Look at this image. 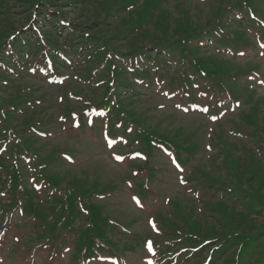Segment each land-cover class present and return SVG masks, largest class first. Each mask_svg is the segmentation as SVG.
Here are the masks:
<instances>
[{"label": "rangeland", "instance_id": "obj_1", "mask_svg": "<svg viewBox=\"0 0 264 264\" xmlns=\"http://www.w3.org/2000/svg\"><path fill=\"white\" fill-rule=\"evenodd\" d=\"M224 4L56 0L52 24L0 0L15 26L76 23L93 45L0 41V264H264V0L226 16L256 49H200L221 71L154 57Z\"/></svg>", "mask_w": 264, "mask_h": 264}, {"label": "trees", "instance_id": "obj_2", "mask_svg": "<svg viewBox=\"0 0 264 264\" xmlns=\"http://www.w3.org/2000/svg\"><path fill=\"white\" fill-rule=\"evenodd\" d=\"M17 3H22L23 6H37L40 7V4L48 6V5H55L56 0H16ZM257 0H236L234 3H228L227 0H222L224 5L221 7L216 13V23L208 22V26L205 27L202 30H196L192 31L187 35H184L183 38H180L178 41H176V46L172 49L170 45L167 46V51H164L165 57H171L183 59L192 68L193 71L195 69H198L197 71L204 72L206 74H214L213 70L221 71V69H224L222 65L217 64V62L214 60L213 57L207 58L205 60L204 58L199 56L200 49H206L208 46H212L213 48H216V44H218L220 47V50H226L228 52L235 53L239 50L244 49H256V45L253 42L251 36L249 35L248 31L244 29L242 26H238V23H241L239 19H234L235 22H229L227 20V13L228 10L232 9H243L244 6L250 10L254 9V3ZM58 6V5H56ZM253 8V9H252ZM38 9V8H37ZM44 10V8H43ZM57 14H59L57 12ZM3 17V25L0 24V27H2L3 30H0V41H4L3 43L8 47L9 51L11 53H18L21 58L24 55L25 52H28L26 50H30L33 54V57L43 55V54H53L55 52V48L59 46L69 45V48L72 49L73 52L80 51V49H87L91 50L93 48V45L91 42H87L86 40H91L92 38H87L89 33L83 34V25L81 27H78L80 25L78 24H68L69 29L63 35L64 31L57 36L56 32H54L55 29L42 32L41 36H38L34 30L28 26L29 21H27L26 25L23 27L15 26L12 21L8 22V12L5 8L0 9V19ZM57 18L54 14L49 17L53 20V18ZM57 20V19H56ZM53 20V21H56ZM244 22V18L242 19ZM12 26H11V24ZM211 23V24H210ZM230 24H234L236 28L233 29V31L230 30ZM90 30L92 27H88ZM205 31V33H204ZM14 35L12 38H10L8 41H5V39H8V34ZM64 37V38H63ZM195 38V43L192 42H186L189 39ZM63 39V40H62ZM62 40V41H61ZM206 40V43L205 41ZM209 41V42H207ZM7 42H10V44H7ZM84 43V46L82 45ZM170 44V43H169ZM82 46V48H81ZM170 46V47H169ZM68 49V48H67ZM171 49V50H170ZM169 51H173V53H169ZM30 53V52H29ZM129 53V52H128ZM126 53V55L128 54ZM28 54V53H25ZM35 54V55H34ZM160 55V52L158 51L155 58H158ZM164 57V56H162ZM242 69H238V73L242 72ZM245 72H252L253 70L251 67H248L244 70ZM228 78L230 75H232L231 72L227 70H223ZM223 75V76H224ZM239 75V74H237ZM236 75V76H237ZM222 76V77H223ZM224 77V78H225ZM219 79V77L217 78Z\"/></svg>", "mask_w": 264, "mask_h": 264}, {"label": "snow or ice", "instance_id": "obj_3", "mask_svg": "<svg viewBox=\"0 0 264 264\" xmlns=\"http://www.w3.org/2000/svg\"><path fill=\"white\" fill-rule=\"evenodd\" d=\"M116 159H117V160H120V159H122V158H121V157H116Z\"/></svg>", "mask_w": 264, "mask_h": 264}]
</instances>
